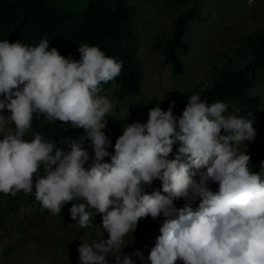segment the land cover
Returning <instances> with one entry per match:
<instances>
[{"label": "clouds", "instance_id": "1", "mask_svg": "<svg viewBox=\"0 0 264 264\" xmlns=\"http://www.w3.org/2000/svg\"><path fill=\"white\" fill-rule=\"evenodd\" d=\"M78 51L75 60L50 48L47 39L36 46L0 42V111L11 113L0 114V193L33 194L54 215L76 201L70 214L81 228L92 227L94 214H101L108 238L82 242L80 264H108L112 253L115 264H135L121 255L125 237L141 219L161 215L149 264H264V161L259 172L251 171L245 143L256 137L253 120L198 94L179 118L174 104L166 111L157 104L146 123L123 126L111 163L104 162L111 142L102 129L113 106L100 93L102 84L120 75L123 61L87 43ZM41 116L85 135L59 140L70 151L40 134L24 139ZM85 140L94 151L87 169ZM177 141L181 146L169 159ZM154 180L162 188L148 193ZM209 181L218 183L215 192ZM181 198L186 203L177 208L174 201ZM134 255L144 259L139 251Z\"/></svg>", "mask_w": 264, "mask_h": 264}, {"label": "trees", "instance_id": "2", "mask_svg": "<svg viewBox=\"0 0 264 264\" xmlns=\"http://www.w3.org/2000/svg\"><path fill=\"white\" fill-rule=\"evenodd\" d=\"M183 5L187 8L179 12L174 21V31L171 36H162L156 39L153 50L160 51L164 63L172 67L173 76H181L186 73V65L183 55L187 54L191 47L185 41V34L189 23L197 14L200 7V0H165L160 14L170 12L174 7ZM138 15V9L128 3V0H91L89 4L79 13L70 11L67 7L58 6L56 0H0V42L7 40L9 43H22L36 46L41 39H47L49 46L54 47L58 52L67 57L79 60L78 47L87 43L89 46H98L106 56L123 61L122 71L118 77L102 84L103 95L110 90L113 84L118 86L116 95L119 104L142 94V82L144 80L143 64L138 54L140 35L133 26V21ZM234 54L221 56L222 64L215 65L211 71V83L204 87L203 84L194 86L189 91H176L165 100H149L145 102L141 110L147 115L143 120H148L150 108L157 104L168 110L174 104L173 115L177 118L188 103L191 95L198 94L201 100L211 103L222 101L226 104L237 103L239 110L235 114L254 119L260 114L263 105L261 96L253 95L250 88L260 84L264 75V29H258L233 41ZM249 113H253L252 117ZM106 127L104 133L114 126V119L106 114ZM31 129L35 134H40L45 139L53 140L56 147L64 151H70L67 145H62L59 140L64 137L79 139L85 135L84 130L72 128L70 125L60 121L48 123L43 117H34ZM222 134L223 130H222ZM122 135V134H121ZM120 136V135H119ZM113 135L108 137L111 146L108 148L110 155L104 158V162L111 163V154H114L116 139ZM247 153L251 157L250 168L253 172L260 171V163L264 161V125L256 130L255 140L245 142ZM82 147L89 153V161L85 168L91 166L94 156L91 142L85 140ZM179 141L173 145V158L178 152ZM152 187L146 189L151 193L154 189H161L162 182L154 180ZM212 191H216L218 183L208 182ZM163 194V193H162ZM17 202L14 206L41 204L33 194L17 193ZM65 204L61 214L64 221L72 220L70 209L72 203ZM83 202V201H80ZM186 203L181 198L174 201L177 208H182ZM199 205V199L192 202L193 209ZM95 213V210H92ZM3 215L0 209V221ZM101 214H94L92 222L98 219ZM164 217L153 219L150 216L141 219L134 232L128 236L134 241H143L150 234H158L159 227L164 222ZM155 245V240L145 241L148 245ZM127 244V242H126Z\"/></svg>", "mask_w": 264, "mask_h": 264}, {"label": "rangeland", "instance_id": "3", "mask_svg": "<svg viewBox=\"0 0 264 264\" xmlns=\"http://www.w3.org/2000/svg\"><path fill=\"white\" fill-rule=\"evenodd\" d=\"M90 1L56 0V3L79 13ZM164 1L128 0L130 5L138 9L133 26L140 35L138 54L144 71L142 94L119 104L116 95L118 86L113 84L102 95L113 106L110 115L114 119V126L105 133L107 137L121 135L126 123H143L147 115L141 107L145 102L165 100L176 91H189L198 84L208 86L213 67L222 64L221 56L234 54V39L264 29V0H200L199 10L185 34V41L191 47L183 55L186 73L175 77L172 67L164 63L161 52L154 51L152 47L157 38L172 35L175 19L187 7L178 5L170 12L160 14ZM249 92L263 99L260 114L253 119V127L257 130L264 125V75L260 84L250 88ZM227 105L228 112H238L237 103ZM0 114L5 117L11 115L7 109L0 111ZM35 135L30 128L24 139L30 141ZM87 152L89 154L91 149ZM172 158L171 153L169 159ZM17 201L16 196L0 193V209L3 213L0 221V264H80L78 247L82 242L108 238L102 228V216L92 222V227L81 228L77 221L72 219L66 222L61 213L54 215L41 204L12 205ZM160 234V231L157 235L150 234L139 242L125 237L127 244L121 255L130 256L135 264H149L148 256L155 245H146L145 241L153 239L156 242ZM137 251L142 253L143 260L134 255ZM114 255L109 254L108 264H115Z\"/></svg>", "mask_w": 264, "mask_h": 264}]
</instances>
